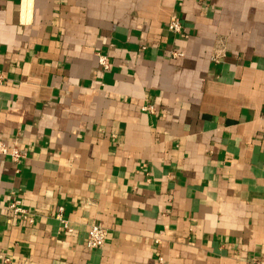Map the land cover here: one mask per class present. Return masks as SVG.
<instances>
[{
	"label": "crops",
	"instance_id": "crops-1",
	"mask_svg": "<svg viewBox=\"0 0 264 264\" xmlns=\"http://www.w3.org/2000/svg\"><path fill=\"white\" fill-rule=\"evenodd\" d=\"M0 71V264L264 255V0H0Z\"/></svg>",
	"mask_w": 264,
	"mask_h": 264
},
{
	"label": "built area",
	"instance_id": "built-area-1",
	"mask_svg": "<svg viewBox=\"0 0 264 264\" xmlns=\"http://www.w3.org/2000/svg\"><path fill=\"white\" fill-rule=\"evenodd\" d=\"M167 31L172 35L180 34L182 32V25L180 20L178 18H173L172 20H170L169 23L167 24ZM172 55L177 56L180 54L177 52H173ZM221 55H222V50L216 51L213 59L217 60L218 57H221ZM99 61L104 67H106L107 64L104 57H100ZM2 80H3V76L0 71V83L2 82ZM147 110L152 111V107L148 106ZM3 156H9L13 162H17L22 155L15 143L14 144L12 143V145L8 146L6 142L0 139V159ZM8 208L11 209L14 213H18V214L25 213V210L20 206V202L18 200H14L13 202H11L8 205ZM58 216L60 215L58 214ZM60 221L63 225V228L69 231L70 229L67 226L66 221L63 219H61ZM105 240H106V230L99 225L91 224L86 233V240H85L86 246L88 248H97L102 246ZM254 264H264V255L260 257Z\"/></svg>",
	"mask_w": 264,
	"mask_h": 264
}]
</instances>
